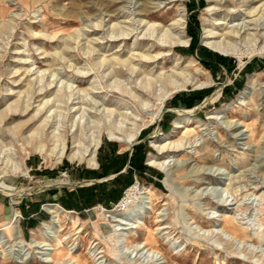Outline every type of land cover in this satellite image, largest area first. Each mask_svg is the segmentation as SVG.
Returning <instances> with one entry per match:
<instances>
[{
	"label": "rangeland",
	"instance_id": "rangeland-1",
	"mask_svg": "<svg viewBox=\"0 0 264 264\" xmlns=\"http://www.w3.org/2000/svg\"><path fill=\"white\" fill-rule=\"evenodd\" d=\"M158 2L148 6L151 17L142 16L168 25L177 5L157 7ZM143 3L0 0V113L31 102L25 114H10L0 122V264H40L61 251L64 257L53 264H78L77 259L85 264H158L147 253L149 246L144 248L147 237L165 264H264V105L257 104L258 88L251 89L247 103L239 102L250 78L264 84V52L238 40L236 54L224 56L204 41L212 18L232 12L233 23L241 25L244 17L238 12L250 4L231 0L227 11L211 15L210 0H186L189 43L170 52L155 48L153 40L135 46L134 34L112 40L120 31L111 26L130 28L140 19ZM104 19L106 26L97 28ZM189 29L197 35L200 51L191 50ZM133 48L136 54L150 48L151 54L159 52L157 68L151 71L153 63L139 64L137 58V71L117 64V76L102 63L129 60ZM175 55L182 57L183 67L192 61L199 79L210 85L169 95L164 115L152 121L162 96L174 86L148 79L173 72ZM198 93L203 96L195 98ZM188 111L201 123L176 131L174 121ZM217 112V119L209 118ZM44 120L49 129L42 128ZM234 121L244 123V135L229 127ZM22 122L27 126L19 127ZM138 125L145 130L129 148L120 139ZM32 133L39 137L30 143ZM76 134L85 142L101 135L98 168L70 160L77 150ZM164 135L173 143L194 142L166 171L149 164L153 155L163 156L152 140ZM63 136L67 150L59 158L53 149ZM63 181L71 183L51 185ZM133 187L153 195L154 202L143 203L142 209L151 206L150 214H131L125 199ZM52 204L63 209L57 219ZM122 208L129 215H121ZM13 215L20 237L10 233ZM222 226L243 242L219 233Z\"/></svg>",
	"mask_w": 264,
	"mask_h": 264
},
{
	"label": "bare ground",
	"instance_id": "bare-ground-1",
	"mask_svg": "<svg viewBox=\"0 0 264 264\" xmlns=\"http://www.w3.org/2000/svg\"><path fill=\"white\" fill-rule=\"evenodd\" d=\"M144 1H145V3H143L141 5V8H142L141 11L142 12H140L141 13L140 19H136V20H134L135 21L134 23L132 22L133 24H129L128 26L130 28H128V27L126 28L125 26H123V24L121 25V24L114 23L111 26L112 30L113 31L119 30L120 32L119 33L117 32L112 36L109 35V37L111 36V38H113L112 40L116 41V40H120V39H126L131 34H134L136 37L135 42H134L135 46L136 45H138V46L142 45L144 40H149V41L153 40L154 41L153 46H156L155 48L162 49V47H167L170 52L172 50L176 49V47H178V46H188L189 42L186 40V30H185L186 29L185 24H186L187 16H188L187 15L188 6L186 4V0H158L159 2H158L157 7L162 6L161 5L162 3H166L167 5H165V6L169 5V7L172 5H174V6L177 5V8H176V14L177 15L173 19V21L168 25L163 23L162 21H153V20H151V18L149 20L146 17H144L145 15L148 17H151L153 9L151 10L150 8H148V6L150 4H155L154 2H156L157 0H144ZM245 1L249 2L250 5H248V7L246 9H244V11L238 12L241 19L244 17L241 25H240V23H237V24H235L236 22L233 23L237 19H236V16L232 15V12H231V14H230V12L226 13V14H224V16H222L220 18H217V17L212 18V21L210 20L208 22V24H206L205 35H204L205 44L210 49L214 50L216 53H218L220 55H224V56L235 55L236 54L235 48L238 45L237 44L239 42L238 40H240V42H242L246 45L247 44L257 45L260 47V51L264 52V26H263V23L260 22L262 15L259 16L260 13L264 12V9H263L264 3H261V0H245ZM210 2L213 4L209 5V7H208L209 13L211 15H218V14H221L220 11H227L228 8H230L229 4L231 3V0H210ZM253 4H254V6H253ZM142 15H144V16H142ZM230 16H233V17H230ZM257 16H259V17H257ZM12 18H14V17H12ZM246 19H248V20H246ZM125 23H127V22H125ZM227 23H230V24L232 23V25L229 26V24H227ZM105 24H106L105 19L101 20L97 24V28H104V26H106ZM225 25H226V27H224ZM111 28L109 27V29H111ZM106 30H108V29H106ZM109 34H111V33H109ZM139 35H141V38L139 37ZM111 38H109V39H111ZM140 39H142V41H140ZM97 41H99V40L97 39ZM97 43H99V42H97ZM153 46L151 48H153ZM151 48L148 49V51H147L148 53L144 52L142 54L133 53V50H134V48H133L130 50L131 55H130L129 60H123V59L118 58L117 60L110 61V62H109V60L107 62H104L106 60H102V63H107L108 69L113 68L110 73L113 75H117V73L119 74V72H118L119 70H117V68H116L117 64L123 65V66L127 65L126 67L129 66L128 69H130L132 72L137 71L136 65H134L133 62H135L138 58L139 64H145L146 66H149V65H151L150 63H153V67L151 68V71H154L157 68V62H158L160 53L158 52L157 54H151V52H152ZM183 63L184 62L182 61V57L176 56V58H175V67L176 68H174L173 72H171L169 74L164 73V72H160L158 74V76L156 77V79H148L150 83H153L154 81H156V82H161L160 84H163L164 86L167 85V83L174 86L172 88L173 91L166 92V94H164L163 96L161 95L162 96L161 102L159 103V106L155 110V113L152 115V121L160 120L161 117L164 115L165 109H166L165 104H166V101H167L169 95L177 93V92L181 91L182 89L187 88L188 86H192L195 88H204V87H207V85H210V84H208V82H203L202 80L199 79L201 72L198 68L194 67L192 61L187 63L184 67H183ZM100 65H103V64H100ZM137 73L139 74V72H137ZM208 81L210 82V80H208ZM60 87H62V86H60ZM145 87H146V85H145ZM150 88H151V84H150ZM165 88H167V87H165ZM255 88H258V92H259V94H258L259 95V101L257 104L260 106L264 105V84L263 83L259 84L255 81H253L252 78H250L249 83H248V87H246V90L242 93L241 97L239 98V102L241 105L244 103H247L246 99L250 98L252 93H253L252 92L253 90L251 91V89H255ZM31 89H32V87H31ZM33 89H35V88H33ZM168 90H171V89H168ZM35 94H33V95H35ZM30 107H31V102L26 103L25 108H23V106L21 108L20 105L12 106L8 110L0 113V122L7 121V118L11 115H15V116L16 115H23L30 109ZM191 113H192V111L184 112L183 114L180 115V117H178L174 121V129L176 131L178 129H181V128H188L189 125H192L195 123L196 124L201 123V121L194 118ZM220 113L221 112L214 113L209 118L210 119H213V118L217 119L218 118L217 115H220ZM27 122H22L21 124H18V126L19 127H22V126L26 127L28 124ZM49 124H50L49 121L44 120V122L42 123V128H44V129L48 128L49 129L50 128ZM18 126L16 128H19ZM243 126H244V123L241 121H234V122H231L229 124V127L231 129L237 130V133L239 134V136H242L245 134L246 130H243ZM143 129H144V127L138 125L136 131L134 130L135 132L130 130V134L129 135L126 134V136L123 139H120V141L124 142L127 145V147L131 148L135 144L136 140H138V136L140 135V132L141 133L144 132L145 129L144 130ZM187 130H190V129L188 128ZM168 136L169 135H164L161 140H157V137H156V139L152 140L153 146H155L158 149V151L160 152L159 154H161L163 156L160 157L158 155H153L149 159L150 165L156 166V167H158L162 170H165V171L167 170L168 166H170L171 163L174 161L175 157L179 156V154L181 152L186 151L187 148H193V144H194V142H192V140L189 142H186V143H183L184 142L183 140H181L180 142H177V143H173L172 141L169 140L170 138ZM38 137L35 135V133H32V134H30L28 139H29L30 143H33V141L38 139ZM75 137H76L75 148L77 150L69 156L70 160L85 163V164H87V166H89L90 168H93V169L98 168V166H99L98 151H99L101 144H102L101 135L94 136L86 142L83 141L82 137L77 135V134ZM55 138L56 137L54 135L52 137V139H55ZM115 139L117 140L118 138H115ZM55 145L56 146L54 147L53 151L58 150V152L60 153L59 158H62L64 156V154L66 153V150H67V137L66 136H63L60 138L58 137L57 140H55ZM188 145H189V147H187ZM60 163H61V161H60ZM16 171H17V169H16ZM69 183H71V182H69V181H63L60 183L51 182V185L52 184L68 185ZM127 193H128V195H127V198L125 199V201H126L125 204L127 207L132 206L131 214H133V213H134V215L140 214V213L141 214L144 213V215L150 214V210H152L151 206H148L144 212L142 211V209L144 207L143 203L150 205V203L154 200L153 195L151 193H149L148 190H144V191L141 189L137 190V188L133 187ZM124 209H126V208H124ZM124 209L122 208L121 210H119L120 214L125 215V216L129 215L128 210L125 211ZM62 210L63 209L61 208L60 205L52 204L50 212L53 214L54 219H57L58 217H60ZM16 217L17 216H15V215L12 216V218L8 222L9 224L12 223V226L10 227L11 230H10V228H8V229L10 230L11 235H13V236L18 235V237H20L21 235H20V232L18 231L19 220ZM219 233H221V234L223 233V234L227 235L228 239L233 241V242H236V241H238L240 243L243 242V240L237 234L231 232L225 226L221 227ZM146 246H149V247H147L148 248L147 253H149V255H152L154 262H157L158 264H165L166 263V261H165L166 259L164 257H161V255H163V254H161L157 249L154 248V246L151 244V239L148 237L146 239L144 248ZM144 248H142V249H144ZM142 249H139V250L141 251ZM62 257H64L63 251L57 253L56 256H53L51 258L47 257L46 259L40 261L41 262L40 264H53L56 262V258L60 259ZM36 263L39 264V262H36ZM77 263L78 264H85L80 259H77Z\"/></svg>",
	"mask_w": 264,
	"mask_h": 264
},
{
	"label": "trees",
	"instance_id": "trees-1",
	"mask_svg": "<svg viewBox=\"0 0 264 264\" xmlns=\"http://www.w3.org/2000/svg\"><path fill=\"white\" fill-rule=\"evenodd\" d=\"M189 32H190V34L192 35V42H191V45H190V48H191V50H195V49H197L198 51H200V47H198V39H197V35L195 34V33H193V30L191 29H189ZM216 58L218 59V60H221V61H223V57H221V56H219V55H216ZM206 65H208V63H205ZM201 93V92H200ZM200 93H198V95H196V97H195V94H192V95H190V97L192 98V100L194 99V97L195 98H201L203 95H201ZM190 105H191V102L189 103ZM193 105V104H192ZM132 163H134L133 161H132ZM129 173H131V171H129Z\"/></svg>",
	"mask_w": 264,
	"mask_h": 264
}]
</instances>
